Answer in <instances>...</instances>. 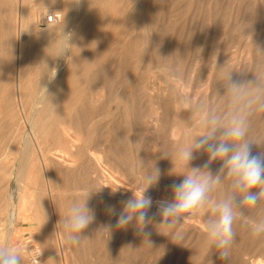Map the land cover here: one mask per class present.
Wrapping results in <instances>:
<instances>
[{
	"label": "rangeland",
	"instance_id": "obj_1",
	"mask_svg": "<svg viewBox=\"0 0 264 264\" xmlns=\"http://www.w3.org/2000/svg\"><path fill=\"white\" fill-rule=\"evenodd\" d=\"M18 2L11 8L13 14L0 8V20L9 27L15 51L10 88L18 74L17 23L22 18ZM74 2L65 3L68 16L62 1L40 9L36 18L32 12L26 29L41 39L52 36L50 42L75 26L81 30L70 42L71 58L78 59L79 66L65 80L63 90L74 93L76 107L86 105L94 114L90 120H79L82 133H74L71 127L69 131L74 149L94 160L78 161L45 147L57 161H17L23 138L10 142L4 148L8 157L0 161V243L7 239L9 246L20 248L22 264H32L30 250L23 247L29 240L42 254L41 264H264V235L253 237L250 226L239 219L233 225L236 238L228 259H221L215 246L209 250L205 243L203 215L190 216L172 230L182 238L162 235L155 228L162 219L157 201L171 200L170 186L184 178L173 173L182 169L178 163L174 168L171 159L181 142L182 128H198L208 110L223 116L239 107L226 94L222 77L227 73L233 80L264 86V52L256 50L257 46L264 49V0ZM58 11L62 20L46 24V16ZM243 31L250 36H243ZM85 59L88 65L82 67ZM33 67L40 70L38 62ZM178 97L187 104L182 106ZM75 113L53 117V131L67 132L65 127ZM250 119V138L264 142V112L253 111ZM2 121L0 114V125ZM259 151L264 148L252 146L253 154ZM164 152L171 157L164 158ZM195 156L191 167L202 166L208 159L202 151ZM153 164L161 177L146 192L153 200L148 210L153 224L145 229L151 233L148 242L135 222L121 229L116 220L122 202L139 194L142 178ZM221 164L213 161L211 171L215 174ZM226 186L227 181L224 189L212 194L214 200L224 195ZM99 188L88 201L94 220L83 230L79 245H68L60 218L73 201H82L87 191ZM18 200L19 212L11 206ZM110 207L115 215L108 211ZM9 209L17 212V219L6 236ZM246 213L253 219L264 217V201ZM109 225L110 234L104 230Z\"/></svg>",
	"mask_w": 264,
	"mask_h": 264
},
{
	"label": "clouds",
	"instance_id": "obj_2",
	"mask_svg": "<svg viewBox=\"0 0 264 264\" xmlns=\"http://www.w3.org/2000/svg\"><path fill=\"white\" fill-rule=\"evenodd\" d=\"M81 2L82 0H75L74 3L79 5ZM242 35L250 36L244 31ZM62 36L67 37V40L61 42L59 53L55 57H62L65 53L71 52V34L63 32ZM146 50L147 47L144 53ZM256 50L264 52L259 46ZM47 69L50 75L46 76L48 81L52 82L56 78L58 67ZM222 79L229 102L239 107L223 116L216 115L210 110L206 111L198 128L191 126L182 128V139L175 149L174 159L167 152L163 153L164 158L171 157L174 168L178 163L182 169L173 173L184 178L180 183H173L170 186L171 200L157 201V214L162 219L155 228L162 235L171 234L174 239L182 238L180 232L172 230L190 216L203 215L205 243L209 250L215 246L221 259H228L230 247L236 238L233 227L236 220L239 219L249 225L253 237L264 235V217L253 219L246 213V209L255 208L264 201V151L256 154L252 152L253 145L264 148V142L249 136L253 111L264 112V86L255 81L242 83L233 80L230 73ZM41 88L45 97H49L47 87ZM178 102L182 106L187 104V100L181 97H178ZM201 151L207 154V161L202 166L191 167V161L196 159L195 153ZM213 161L222 162L215 174L210 169ZM160 177L161 170L153 164L142 178L143 186L139 194L134 193L132 198L122 202L123 208L116 220L117 228H126L135 222L134 226L138 233L148 241L151 233L145 229L153 224V217L148 215L153 200L146 192L158 183ZM225 181L227 186L224 195L214 200L212 194L224 189ZM100 189L87 191L82 201H73L66 215L60 218L59 224H62L64 230V241L68 245H79L83 238V230L94 220L95 213L88 206V201L91 195ZM40 207L46 220L47 215L41 202ZM108 211L116 214L114 208L110 207ZM13 227V213L9 209L6 236L11 235ZM104 230L110 234L111 226L105 227ZM0 264H22L21 249L9 246L7 239L0 243ZM209 264L212 262L209 261Z\"/></svg>",
	"mask_w": 264,
	"mask_h": 264
},
{
	"label": "bare ground",
	"instance_id": "obj_3",
	"mask_svg": "<svg viewBox=\"0 0 264 264\" xmlns=\"http://www.w3.org/2000/svg\"><path fill=\"white\" fill-rule=\"evenodd\" d=\"M59 1L64 3L63 12L65 16H68L66 12L68 6L65 4L67 0H19V2L18 0H0L1 10L4 9L3 12L11 11L12 14L14 10L11 8L12 6L15 7V3L18 2L16 7L19 8L20 17H22L17 23V40L20 45L17 53V83L14 88H10L9 85V74L15 57L14 47L11 43L12 35L8 32L9 27H6L3 20H0V87L2 86L0 90V114L3 116L0 125V161H4L8 157L4 148L10 142H18L21 136L23 138L21 143L23 150L20 152L17 161H57L49 157L44 150L45 147H48L49 151L62 153L65 157H74L78 161L94 160V157H90L91 160H89L82 150L74 149V144L71 141L72 135L69 134L71 128L74 129V133H82L79 120H90L94 117L86 105L80 108L75 106L73 92L68 93L63 90V83L72 75L75 66H79V60L72 59L71 52L65 53L62 57H55L59 53L61 42L66 41L67 37L59 34L50 42L52 36L49 38L44 36L41 39L38 35L33 36L31 29H26V18L32 21V12H34L32 18H36L41 14L40 9L47 8L50 4ZM70 6L74 7L75 5L71 4ZM77 8L79 7L77 6ZM71 9L75 11V8ZM56 13L61 16V19L52 25H57L62 20V13L59 11ZM78 31L81 32L75 26V30L70 32L71 39L78 34L76 33ZM23 41H25L24 44H21ZM76 54L78 58L80 53L76 52ZM37 62L40 66L38 72L33 67ZM86 65H88V61L85 59L82 67ZM47 67L49 69L58 67L56 78L52 82H49L46 76L50 75ZM40 86L47 87L49 97H45L44 90ZM71 110H75L76 113L71 117L70 126L65 127L67 132L53 131V117L65 118ZM26 112L28 114H25ZM75 121L80 123L79 126L74 125ZM12 176L14 177L15 174ZM14 200L16 199L14 198ZM19 203L20 201L17 204L12 202L11 205L18 212L21 209ZM12 213L16 220L17 212ZM23 247L30 250L32 264L42 263V254L38 247L32 244L31 240L25 242Z\"/></svg>",
	"mask_w": 264,
	"mask_h": 264
},
{
	"label": "built area",
	"instance_id": "obj_4",
	"mask_svg": "<svg viewBox=\"0 0 264 264\" xmlns=\"http://www.w3.org/2000/svg\"><path fill=\"white\" fill-rule=\"evenodd\" d=\"M61 19V16L57 13H50L48 16H46L45 22L46 24H54L57 23Z\"/></svg>",
	"mask_w": 264,
	"mask_h": 264
}]
</instances>
